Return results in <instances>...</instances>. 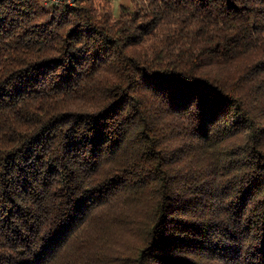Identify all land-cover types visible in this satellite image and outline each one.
I'll use <instances>...</instances> for the list:
<instances>
[{"label":"trees","instance_id":"obj_1","mask_svg":"<svg viewBox=\"0 0 264 264\" xmlns=\"http://www.w3.org/2000/svg\"><path fill=\"white\" fill-rule=\"evenodd\" d=\"M0 264H264V0H0Z\"/></svg>","mask_w":264,"mask_h":264},{"label":"rangeland","instance_id":"obj_2","mask_svg":"<svg viewBox=\"0 0 264 264\" xmlns=\"http://www.w3.org/2000/svg\"><path fill=\"white\" fill-rule=\"evenodd\" d=\"M113 5L114 11H118V7L121 3H126L128 0H109Z\"/></svg>","mask_w":264,"mask_h":264},{"label":"built area","instance_id":"obj_3","mask_svg":"<svg viewBox=\"0 0 264 264\" xmlns=\"http://www.w3.org/2000/svg\"><path fill=\"white\" fill-rule=\"evenodd\" d=\"M45 1L51 2V3H55V4H59V3L63 2V1H65V0H45ZM72 1L73 0H69V2H72Z\"/></svg>","mask_w":264,"mask_h":264}]
</instances>
